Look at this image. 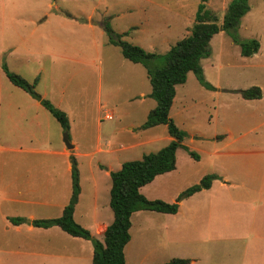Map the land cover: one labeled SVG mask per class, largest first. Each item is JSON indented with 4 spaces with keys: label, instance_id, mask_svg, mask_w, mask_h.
<instances>
[{
    "label": "rangeland",
    "instance_id": "obj_1",
    "mask_svg": "<svg viewBox=\"0 0 264 264\" xmlns=\"http://www.w3.org/2000/svg\"><path fill=\"white\" fill-rule=\"evenodd\" d=\"M230 0H206L221 22ZM198 0H0V191L38 186L40 172L70 193L67 160L33 149L58 150L59 123L26 91L6 78L2 65L68 118L70 150L80 188L76 219L96 206L111 219L108 168L155 152L169 140L166 127L141 128L155 106L144 68L107 42L108 20L122 39L163 53L189 34ZM234 35L254 38L257 51L241 56L224 31L209 40L200 59L202 86L192 72L175 86L169 117L185 132L173 170L140 188L148 199L176 202L173 214L139 210L130 219L125 264H264V0H248ZM260 88L245 99L239 90ZM43 112V114H42ZM106 112L112 117L105 118ZM214 173L207 189L185 196L186 187ZM28 177V178H27ZM46 177V176H45ZM69 183V185H68ZM24 187V188H25ZM104 227L98 231L101 235ZM102 240V237H100ZM14 244V241L11 242Z\"/></svg>",
    "mask_w": 264,
    "mask_h": 264
},
{
    "label": "trees",
    "instance_id": "obj_2",
    "mask_svg": "<svg viewBox=\"0 0 264 264\" xmlns=\"http://www.w3.org/2000/svg\"><path fill=\"white\" fill-rule=\"evenodd\" d=\"M205 2L206 0H198L189 34L175 41L163 53L149 52L123 40L122 35L125 32H115L106 19L99 23L107 42L118 46L124 59L140 64L144 68L150 86L147 95L155 101V106L147 112L140 127L148 128L163 124L171 140L157 151L145 153L140 159L124 161L118 169L109 171L108 206L112 212V220L104 227L102 240L91 235L72 217L80 188L76 160L73 155H69L70 194L67 203L59 216L32 219L31 225L43 228L55 225L71 236L89 240L92 245L91 264H125L123 249L130 239V215L133 212L138 210L176 212V202L167 203L160 199H148L140 193V188L150 183L155 176L174 169L175 152L178 148H183L191 158L198 159L194 151L182 144L185 132L180 130L169 117V108L175 94V85L183 83L188 72H192L202 86L207 89L212 88L204 80L200 66V59L210 54L208 46L210 38L218 31H224L239 46L241 56H249L259 47L258 41L254 38L242 41L234 35L240 18L249 9L248 0H230L219 24L217 16L206 8ZM2 69L10 83L26 91L59 123L63 131H68L66 114L33 90L36 78L33 83H29L19 74L8 71L4 64ZM238 92L245 99L261 97L260 88L257 86ZM215 178L217 177L214 173L205 174L197 183L186 187L183 194L190 196L201 189H207ZM9 221L18 224L24 219L10 217ZM188 261L185 258H171L159 264H187Z\"/></svg>",
    "mask_w": 264,
    "mask_h": 264
},
{
    "label": "crops",
    "instance_id": "obj_3",
    "mask_svg": "<svg viewBox=\"0 0 264 264\" xmlns=\"http://www.w3.org/2000/svg\"><path fill=\"white\" fill-rule=\"evenodd\" d=\"M36 103L37 106L40 105L37 101ZM110 116L112 117L111 114ZM167 139L171 140V137L168 135ZM71 144V149L62 146L58 150L33 149L32 151L57 154L67 160L68 182L70 183L69 155L71 153L69 151L75 148L74 142ZM109 171L106 168L104 175L109 176ZM39 175L44 180L38 186H24L25 188L22 189L18 186L11 188L7 186L6 190L0 191V264H91L92 245L89 240L71 236L55 225L46 228L31 225L32 219L59 216L70 194L65 193L64 190L60 193V190L54 188V172L51 176L49 172H40ZM79 196L80 192L72 217L91 235L101 240L102 234L99 235L98 231L111 222L112 216L108 221L110 215L105 212L106 210L104 209L105 211L103 210L100 214L96 206H93L89 210L90 217L86 218L80 214V219L77 220L76 210L79 205ZM138 211L133 212L130 219L135 213H140ZM10 217H22L24 221L13 224L9 221ZM12 241L14 244H11Z\"/></svg>",
    "mask_w": 264,
    "mask_h": 264
},
{
    "label": "water",
    "instance_id": "obj_4",
    "mask_svg": "<svg viewBox=\"0 0 264 264\" xmlns=\"http://www.w3.org/2000/svg\"><path fill=\"white\" fill-rule=\"evenodd\" d=\"M62 139H63V143H64L65 147H66L67 149H71V148H72V144L70 143V141H69V139H68V134H67V132H64V133H63Z\"/></svg>",
    "mask_w": 264,
    "mask_h": 264
},
{
    "label": "built area",
    "instance_id": "obj_5",
    "mask_svg": "<svg viewBox=\"0 0 264 264\" xmlns=\"http://www.w3.org/2000/svg\"><path fill=\"white\" fill-rule=\"evenodd\" d=\"M105 118L110 119L111 118L110 113H106Z\"/></svg>",
    "mask_w": 264,
    "mask_h": 264
}]
</instances>
